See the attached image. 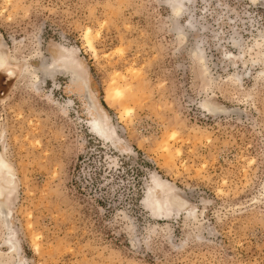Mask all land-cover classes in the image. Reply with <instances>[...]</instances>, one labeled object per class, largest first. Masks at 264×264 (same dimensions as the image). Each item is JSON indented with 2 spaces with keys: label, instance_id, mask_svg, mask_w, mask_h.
Here are the masks:
<instances>
[{
  "label": "rangeland",
  "instance_id": "1",
  "mask_svg": "<svg viewBox=\"0 0 264 264\" xmlns=\"http://www.w3.org/2000/svg\"><path fill=\"white\" fill-rule=\"evenodd\" d=\"M177 1L0 0V264H264V0Z\"/></svg>",
  "mask_w": 264,
  "mask_h": 264
},
{
  "label": "bare ground",
  "instance_id": "2",
  "mask_svg": "<svg viewBox=\"0 0 264 264\" xmlns=\"http://www.w3.org/2000/svg\"><path fill=\"white\" fill-rule=\"evenodd\" d=\"M172 5H173V8H174V10H178L179 9V4H178V1L177 0H172ZM87 34H88V32H87ZM86 34V35H87ZM87 39H89V38H87ZM88 44H89V46H91L92 47V42L90 41V40H88ZM90 127H91V129L95 132V133H97L98 135H101L102 137H106V138H109L110 136H108L107 134V132H106V130H105V128H103V126L100 124V123H98V122H91L90 123ZM9 174V173H8ZM8 176V175H7ZM9 177V176H8ZM9 182H11L10 181V179L8 178L7 179ZM8 182V183H9ZM12 184V183H11ZM2 186V185H1ZM151 199V197H150V195H145L144 196V200H143V204L145 205V206H147V208H151V211H153L154 213H160L161 212V209L162 208H166V209H168L169 208V206H168V203L166 204V207L165 206H163L162 204H160L158 201H155V200H150ZM16 246V245H15ZM12 247H14V243L12 242ZM15 250H17V248L15 249Z\"/></svg>",
  "mask_w": 264,
  "mask_h": 264
}]
</instances>
